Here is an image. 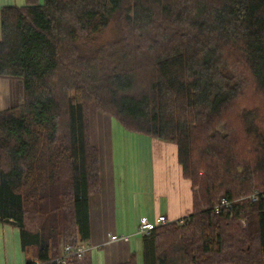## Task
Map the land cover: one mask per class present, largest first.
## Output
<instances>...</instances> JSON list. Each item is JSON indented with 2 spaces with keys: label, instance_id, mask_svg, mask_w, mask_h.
<instances>
[{
  "label": "trees",
  "instance_id": "trees-1",
  "mask_svg": "<svg viewBox=\"0 0 264 264\" xmlns=\"http://www.w3.org/2000/svg\"><path fill=\"white\" fill-rule=\"evenodd\" d=\"M0 21V77L18 84L0 109V222L25 264L90 238L91 104L176 144L192 182L194 213L143 236V264H264V0H25Z\"/></svg>",
  "mask_w": 264,
  "mask_h": 264
},
{
  "label": "crops",
  "instance_id": "crops-1",
  "mask_svg": "<svg viewBox=\"0 0 264 264\" xmlns=\"http://www.w3.org/2000/svg\"><path fill=\"white\" fill-rule=\"evenodd\" d=\"M24 4L25 0H0V12L5 6H21ZM1 97L2 109L18 103V96L13 98V94L10 92L2 91ZM90 118L91 141L100 150L101 190L99 193L92 195L89 200L90 238L88 242L91 245V250L94 247H104L107 249L105 264L126 263L131 260L133 253L136 254L137 262L140 264L139 256L142 254L143 239L139 240L132 235L137 233L135 229L138 228L142 217L146 216L151 221L153 219L149 213H139L137 208H135V211H132L131 208H124L123 211H119L121 192L118 185L113 118L108 114L98 111L94 106L90 108ZM125 133L121 131L120 135L127 137L128 134L125 135ZM147 137L145 141L150 148L153 187L156 189L155 194L156 196L159 195L158 189L164 183L167 185V194L170 193V198H168L169 205L166 212L161 211L158 214L155 211V215H165L170 222L191 215L194 213V191L192 182L183 175L182 166L178 160L177 145L154 137ZM183 209L185 210L184 213ZM0 225H3V231H5L3 234L4 241H6L5 234L7 230L11 232L18 231L21 249L19 228L9 223L0 222ZM110 234L127 236L128 239L111 241L109 238ZM11 262L7 258V264H11Z\"/></svg>",
  "mask_w": 264,
  "mask_h": 264
},
{
  "label": "rangeland",
  "instance_id": "rangeland-1",
  "mask_svg": "<svg viewBox=\"0 0 264 264\" xmlns=\"http://www.w3.org/2000/svg\"><path fill=\"white\" fill-rule=\"evenodd\" d=\"M110 36V32H106L103 37ZM1 82H3L1 84ZM2 91H7L13 94V98L17 97L18 84L15 79L0 77V109ZM12 98V97H11ZM12 98V99H13ZM14 101V100H13ZM91 106H94L91 104ZM115 146H116V161H117V175L118 185L121 192V206L120 210L124 208H131V210L149 213L150 217L155 223H158V214L166 212L169 205L170 193L167 194V185L163 184L158 189L159 195L156 196V189L153 187V171L151 164L150 148L145 141L148 137L137 133H132L126 130L122 125L113 119ZM126 132L127 137L120 135V132ZM146 138V139H145ZM63 185L59 184L51 192V199L48 201V206L58 204L61 200ZM198 189V188H197ZM143 197V198H141ZM54 204V205H55ZM158 213L157 215H155ZM183 209V213H184ZM121 214V212H120ZM51 218V215H49ZM140 224V222H139ZM6 230V229H5ZM133 234L134 238L143 239V235L138 232ZM3 225H0V264H7V258L10 259L11 264H25L22 251L20 249V241L18 231L11 232L7 230L5 240H3ZM7 252V253H6ZM107 249L104 247H94L89 252L88 257L92 264H105V256ZM92 256V257H91ZM140 264H143L142 254L139 256Z\"/></svg>",
  "mask_w": 264,
  "mask_h": 264
},
{
  "label": "built area",
  "instance_id": "built-area-1",
  "mask_svg": "<svg viewBox=\"0 0 264 264\" xmlns=\"http://www.w3.org/2000/svg\"><path fill=\"white\" fill-rule=\"evenodd\" d=\"M257 193H254L250 196L251 200H257ZM234 201H230L225 197L220 198L217 207H231ZM170 220L165 215H160L158 218V223L151 221L148 217L144 216L140 219L139 230L143 236H149L154 229H156L160 225H164L169 223ZM109 238L111 241H116L119 239L127 240V236H117L114 234H110ZM91 250V245L88 241H83L82 243L77 244H67L64 247V250L60 256L56 258V264H66V261L69 258H82L86 256Z\"/></svg>",
  "mask_w": 264,
  "mask_h": 264
},
{
  "label": "bare ground",
  "instance_id": "bare-ground-1",
  "mask_svg": "<svg viewBox=\"0 0 264 264\" xmlns=\"http://www.w3.org/2000/svg\"><path fill=\"white\" fill-rule=\"evenodd\" d=\"M251 202H253L252 200H251ZM82 243V242H81ZM85 257V256H84ZM83 258V257H82ZM79 259H81V258H79Z\"/></svg>",
  "mask_w": 264,
  "mask_h": 264
}]
</instances>
